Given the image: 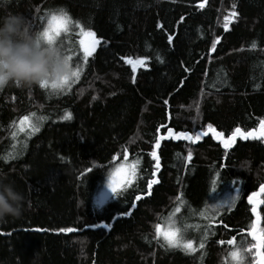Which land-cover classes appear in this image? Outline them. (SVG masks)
Wrapping results in <instances>:
<instances>
[{"label":"trees","instance_id":"1","mask_svg":"<svg viewBox=\"0 0 264 264\" xmlns=\"http://www.w3.org/2000/svg\"><path fill=\"white\" fill-rule=\"evenodd\" d=\"M61 11L72 22L57 42L80 49L81 28L100 42L72 67L71 87H0V174L25 198L22 214L0 220V264H236L234 246L249 250L240 264H255L246 199L264 183V141L160 140L158 170L150 153L169 129L195 137L212 124L228 139L264 119V0H0V15L23 14L38 32ZM123 57L145 66L133 74ZM120 165L131 180L96 206ZM233 191L229 207L220 199ZM259 216L262 233L264 193ZM157 224L197 228L195 251L169 247Z\"/></svg>","mask_w":264,"mask_h":264},{"label":"clouds","instance_id":"2","mask_svg":"<svg viewBox=\"0 0 264 264\" xmlns=\"http://www.w3.org/2000/svg\"><path fill=\"white\" fill-rule=\"evenodd\" d=\"M71 74L64 52L34 31L23 14L0 15V87L12 83L30 88ZM24 199L15 182L0 174V220L22 214Z\"/></svg>","mask_w":264,"mask_h":264},{"label":"snow or ice","instance_id":"3","mask_svg":"<svg viewBox=\"0 0 264 264\" xmlns=\"http://www.w3.org/2000/svg\"><path fill=\"white\" fill-rule=\"evenodd\" d=\"M201 6H203V5H201ZM233 15H235V13H233ZM181 19H183V17H181ZM224 19L227 21L228 17L225 16ZM71 22H72L71 17L68 15L67 12H65V11H61L60 13L53 12L51 15H49L48 20H47V24L43 27V30L40 32L43 33L44 37L48 41L56 44L57 38L61 36V33H66L68 31L69 25L71 24ZM224 27L227 30L228 25L225 24ZM81 35L84 37L91 38V44L89 46H84V40L83 39L80 40V44L83 46L84 57H85V59H87L95 51V45H97L100 41L98 39H96V33L93 32L91 29H88L85 31L83 28H81ZM218 39H219V37H217V40ZM168 40H169V42L172 41L171 35L168 37ZM252 46L255 47V44L253 43ZM213 48H215V42H213ZM66 57H67L68 61L70 62L71 56L66 55ZM122 59H125V61L132 66L133 74H135L138 64L140 66H145L143 61L146 58H140L139 60H137L135 62H133V60L130 57H123ZM185 70L190 71V69H185ZM74 78H76V79L79 78V72H78V70L72 68L71 77L63 78L60 82H47V83L41 82V84L39 86L41 88L50 87L53 90L63 89L65 87H71V84H72ZM167 103H168V101L165 100V104H167ZM71 115L72 114L70 112H65L64 115L62 117H60V119H70ZM28 121H29V116H27V115L22 116L20 118V125H21L20 131L21 132L24 131V127L26 126ZM30 127L33 131L39 130L35 123L30 124ZM169 131H171V129H169ZM207 131H211L213 133V138L219 139L223 135L222 133H220L216 129H214L212 124L207 125ZM206 134H207V132H196L195 138L200 139L202 135H206ZM13 135H15V133H13ZM237 136H239L241 139H259L261 137H264V119H261L259 121L258 129H251V130L245 132L241 128L237 127L231 133V135L228 137V139L226 141H224V147L228 148L231 143H234L235 138ZM181 137L188 139V140L193 139L192 135H190L188 132L177 133L174 138L179 139ZM159 144H160V140H159V138H157L156 146L158 147ZM150 155L156 159L157 162L154 165V169L158 170L159 169V158L157 157L156 151L153 150L150 153ZM125 156H127V152H125ZM190 156H191V153H189V157ZM155 170L152 172L153 176H155V174H156ZM85 171L86 172L90 171V169H85ZM121 171H122V169H120V168L116 169V172L114 173V175H119L121 173ZM81 175H83V173ZM155 183H157L156 180L150 179L148 181V188L151 189L153 184H155ZM107 187L113 195L118 194V183L117 182H114L112 179H109L107 181ZM260 189H261V191H264V184L260 185ZM256 195H257V193H255V192L248 195V201L250 204L253 205V207H252L253 215L258 216L257 209L255 206V201L253 199ZM137 199H140V197L138 196ZM210 207L213 211H215V213L217 215L219 214V209L216 208L215 205H212ZM176 212H180L179 207L176 208ZM119 215H129V212H127V211L121 212V213H119ZM201 215H204V213H201ZM58 231L62 232V233L72 232V231H74V229L65 227V228H59ZM156 233H157V236L163 235V238L167 242L169 247L182 246L186 250L195 251V248H193V241L191 239H184L183 235L181 234L182 233L181 228L172 227L170 224L168 230L165 231L162 229V225L157 224L156 225ZM249 235L252 237L253 240L257 241V244L255 245V247L257 249V252H259V248H260L261 244L264 243V234L258 235L257 221H255V220L253 221L252 228L249 230ZM234 239L235 238L228 240L227 243L230 245H233ZM219 243H224V241H219ZM200 247H203V244H201ZM243 251L244 250L241 249L240 247L234 246L233 250L229 253V256L236 262V264H240V261L243 258ZM260 264H264V255H262L260 257Z\"/></svg>","mask_w":264,"mask_h":264},{"label":"rangeland","instance_id":"4","mask_svg":"<svg viewBox=\"0 0 264 264\" xmlns=\"http://www.w3.org/2000/svg\"><path fill=\"white\" fill-rule=\"evenodd\" d=\"M225 7H227V6H225ZM230 14L231 13L229 11L220 12V16H219L220 19H219V24L218 25L221 24V25L225 26V24H228L229 21H230V16H229ZM225 16L228 17L227 21L224 19ZM80 37H81L80 40L81 39L84 40V46H89L91 44V38L84 37L82 35H80ZM56 45L64 52L65 55H70L71 56V60H70L71 67L81 64L82 61L85 59L84 53H83V46L81 44H80V47H81L80 49H79V47L76 48L74 45H71V43H69V41L66 38H64V39L59 40V42H57ZM96 47H97V45H95V50H96ZM137 60H139V59H137ZM137 60H133V62H135ZM126 64H128L130 66V68L132 69V66L129 63L126 62ZM138 67H143V66H140L138 64L137 68ZM28 122H30V118H29ZM194 139L195 138H193L192 140H185V141H193ZM198 140H200V139H197V141ZM118 168L122 169L121 173L119 175H114V173L116 172V169H118ZM118 168H116L114 170V172H112L109 175V177L107 178L106 183L104 184L103 188L97 193L96 198H95L96 206L100 207L101 206L100 204L105 202V200L110 198V196L112 195V193L110 192V190L107 187V181L109 179H112L114 182L118 183V189L121 186H123L125 183H127V182H129L131 180V178H132L131 168L132 167H130L128 165H124V166L120 165ZM237 197H238V192L237 191H233V192H230V193H227L226 195H224L220 200L222 201L223 204H226L227 206L231 207V205L236 202ZM168 228L169 227H163L162 229L166 231V230H168ZM260 231H261V228H259L258 234H260V235L264 234L263 231H262V233H260ZM197 232H198L197 228L191 227V228H188L186 230H183L181 234L183 235L184 239H188L189 237H195ZM201 233H203V232H201ZM201 233H200V235H201ZM160 238L164 239L163 235H160ZM166 244H167V242H166ZM230 246L232 247V246H234V244L230 245ZM171 248L178 249L180 247L177 246V247H171ZM193 248H195L194 244H193ZM243 250L249 253V250H247V248H244ZM253 255H255L254 243L252 245L251 252H250L249 256L254 259ZM218 258H219L220 261L223 259V253L222 252L218 253ZM254 261H255V259H254ZM255 264H256V262H255Z\"/></svg>","mask_w":264,"mask_h":264},{"label":"water","instance_id":"5","mask_svg":"<svg viewBox=\"0 0 264 264\" xmlns=\"http://www.w3.org/2000/svg\"><path fill=\"white\" fill-rule=\"evenodd\" d=\"M258 127H259V125H258ZM258 127H257L256 129H258ZM169 132H170V133H169ZM169 132H168V135H166V136H158L159 140H165V141H168L169 139H171L173 142H178V141H185V140H188V139H185V138H183V137H181V138H179V139H176V138H174V137L176 136V134H174V132H173L172 130L169 131ZM208 133H210V134L213 135V133H212L211 131H208L206 135H202V136H207ZM189 134H190V133H189ZM190 135H191V134H190ZM238 137H239V136H237V137L235 138V140H236ZM226 140H227V139H224V138H219V139L214 138V141H215V142H219V143L221 144L222 149H226V148L224 147V141H226ZM245 140H251V139H245ZM254 140H257V141H261V140H263V141H264V137H261V138H259V139H254ZM230 145H231V144H230ZM159 147H160V144H159L158 147L156 146L155 149H154V150L156 151V154H157V150H158ZM157 157H158V156H157ZM156 162H157V161H156ZM263 184H264V183H263ZM255 193H257V195H256L253 199H254V201H255V206H256V209H257L258 216L253 215V213H252V207H253V205L249 203V201H248V197H247L246 201H247L248 205L251 207V209H250V213H251V216L253 217V221H254V220L257 221V232H258V231H259V228H260V226H261V219H260V216H259L260 199H261V197H262L264 191H261L260 186H259L258 189H257V191H256ZM246 233H247V235L249 236V240H250L251 242L254 243V249H255V261H256V264H260V257H261L262 255H264V254L262 253L264 243L261 244V246H260V248H259V252H257V249H256V247H255V245L257 244V241H255V240L252 239V237L249 235V231H247ZM258 235H260V234H258Z\"/></svg>","mask_w":264,"mask_h":264},{"label":"bare ground","instance_id":"6","mask_svg":"<svg viewBox=\"0 0 264 264\" xmlns=\"http://www.w3.org/2000/svg\"><path fill=\"white\" fill-rule=\"evenodd\" d=\"M256 129V128H255ZM169 132V131H168ZM206 132H208V131H206ZM177 134V133H176ZM192 135V134H191ZM159 136V135H158ZM208 136H211V138H213V135L212 134H210V133H208V135L207 136H201V138L200 139H202V137H208ZM193 137V136H192ZM193 138H195V137H193ZM220 138H222V136L220 137ZM224 139H227V138H224ZM194 140H196V138L194 139ZM213 140H214V138H213ZM163 141H165V140H163ZM169 141V140H168ZM256 141V140H255ZM172 142V141H171ZM191 143H192V141H191ZM215 143V142H214ZM158 151V150H157ZM157 156H158V154H157ZM155 159V158H154ZM153 159V160H154ZM156 160V159H155ZM156 164V163H155ZM249 206V205H248ZM250 230V229H249ZM248 230V231H249ZM255 250V249H254ZM254 256V255H253ZM254 259H255V257H254Z\"/></svg>","mask_w":264,"mask_h":264}]
</instances>
